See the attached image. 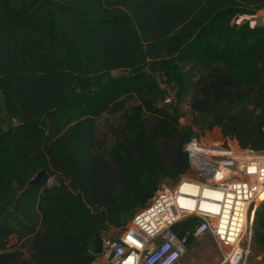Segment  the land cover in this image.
<instances>
[{
  "label": "trees",
  "instance_id": "16d2710c",
  "mask_svg": "<svg viewBox=\"0 0 264 264\" xmlns=\"http://www.w3.org/2000/svg\"><path fill=\"white\" fill-rule=\"evenodd\" d=\"M261 10L264 0H0V95L15 123L0 132V264H93L96 236L122 233L162 182L186 174L185 146L207 132L264 150V25L239 22ZM42 170L55 183L29 186ZM252 232L264 255V204Z\"/></svg>",
  "mask_w": 264,
  "mask_h": 264
},
{
  "label": "built area",
  "instance_id": "2783aa9c",
  "mask_svg": "<svg viewBox=\"0 0 264 264\" xmlns=\"http://www.w3.org/2000/svg\"><path fill=\"white\" fill-rule=\"evenodd\" d=\"M221 140L194 138L186 144L188 172L162 182L117 238L103 237L106 264H178L192 240L208 235L222 252L219 264H246L251 258L264 264V255L252 246L254 212L264 204V150ZM188 219L192 226L179 236L173 226Z\"/></svg>",
  "mask_w": 264,
  "mask_h": 264
},
{
  "label": "rangeland",
  "instance_id": "374dc122",
  "mask_svg": "<svg viewBox=\"0 0 264 264\" xmlns=\"http://www.w3.org/2000/svg\"><path fill=\"white\" fill-rule=\"evenodd\" d=\"M244 21H248L252 25L263 26L264 25V10L258 11L257 14L253 17H244V18L239 19V22L241 23ZM113 73L114 75L123 74L122 71H116ZM182 109L184 111V116H183V119H181V123L183 125H188L191 119L188 102L183 104ZM14 124L15 123L9 119L6 113L5 106H4V99L0 95V132L8 133L11 130V128L14 126ZM206 134H208V136L213 135V133L211 132H207ZM206 134H203L201 136V139L211 141V139H206V136H205ZM215 134H217L219 138H221V135L218 132V129H216ZM54 183H55V180L54 178H52L50 185ZM132 218L133 216H128L126 218L127 225L131 222ZM120 234H121V231L112 230L108 234V236L117 238ZM254 255H255V252H254ZM96 259H97V264H106L103 256H98ZM222 260H223V255L216 241L214 240L213 237L208 235L199 240H192L189 244L187 253L184 255V257L181 259V261L178 264H219ZM253 260H254L253 258L249 259V261L246 264H257Z\"/></svg>",
  "mask_w": 264,
  "mask_h": 264
},
{
  "label": "water",
  "instance_id": "95a60500",
  "mask_svg": "<svg viewBox=\"0 0 264 264\" xmlns=\"http://www.w3.org/2000/svg\"><path fill=\"white\" fill-rule=\"evenodd\" d=\"M51 177L45 170L40 171L30 182L29 186L37 185H50ZM92 252L95 256H101L103 254V239L100 235H97L91 244Z\"/></svg>",
  "mask_w": 264,
  "mask_h": 264
},
{
  "label": "crops",
  "instance_id": "0c3cea01",
  "mask_svg": "<svg viewBox=\"0 0 264 264\" xmlns=\"http://www.w3.org/2000/svg\"><path fill=\"white\" fill-rule=\"evenodd\" d=\"M215 131H216V129H214V130L211 132V133H213V135H211V136H208V134H206V135H205V136H206V139H211V140H213V141H220L221 138H223V137H222V135H221L219 129H218V132L220 133L221 138H219V136H218L217 134H215ZM204 140H205V139H204ZM93 264H97V259H96V261H95Z\"/></svg>",
  "mask_w": 264,
  "mask_h": 264
},
{
  "label": "clouds",
  "instance_id": "9594fccd",
  "mask_svg": "<svg viewBox=\"0 0 264 264\" xmlns=\"http://www.w3.org/2000/svg\"><path fill=\"white\" fill-rule=\"evenodd\" d=\"M103 239V238H102ZM102 256V255H101Z\"/></svg>",
  "mask_w": 264,
  "mask_h": 264
}]
</instances>
